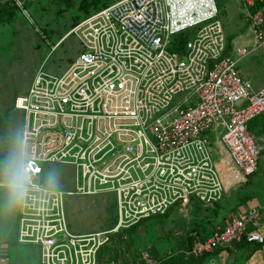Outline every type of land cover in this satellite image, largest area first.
Here are the masks:
<instances>
[{
  "label": "built area",
  "instance_id": "obj_1",
  "mask_svg": "<svg viewBox=\"0 0 264 264\" xmlns=\"http://www.w3.org/2000/svg\"><path fill=\"white\" fill-rule=\"evenodd\" d=\"M11 2L25 4L0 6ZM255 2L243 3L253 47L236 57L226 56L217 0H116L67 33L79 40L77 58L60 75L41 67L15 102L24 113L18 242L38 246L40 264H100L111 238L127 239L142 219L192 199L221 201L228 190L209 152L210 132L220 133L234 167L256 173L260 151L247 126L264 114V86L256 90L238 72L251 52L264 54V8L252 12ZM186 32L183 50L172 51L173 38ZM49 164L73 167L74 190L43 185ZM99 194L116 195V225L72 233L65 197ZM263 223L264 206L232 213L184 253L199 257L243 239L264 244ZM0 264H10L8 256ZM127 264L158 262L142 250Z\"/></svg>",
  "mask_w": 264,
  "mask_h": 264
},
{
  "label": "rangeland",
  "instance_id": "obj_2",
  "mask_svg": "<svg viewBox=\"0 0 264 264\" xmlns=\"http://www.w3.org/2000/svg\"><path fill=\"white\" fill-rule=\"evenodd\" d=\"M24 1L23 8H18L12 21L0 25V150L6 157V169L0 180L3 183H13V176H20L24 113L15 109L16 99L28 93L31 83L41 67L48 73L60 75L81 51L79 40L75 35L63 38L52 49L53 45L59 41V37H63L65 32L72 29L70 21L79 14L77 8L81 0H72L73 6L62 14H58L59 9L63 8V4L67 5L62 0ZM109 1L113 2V0ZM217 3L219 9L223 10L221 18L226 23H232L230 21L234 19L242 26L240 28L243 31L249 28V22L245 18L244 0H217ZM252 54L250 55L252 56ZM250 55L243 60H247L251 57ZM259 58L264 63V57ZM219 136L218 132H210L209 152L213 162L220 167L223 154L217 141ZM260 164L259 172L250 177L235 168L243 183H239L234 190L226 192L228 201L224 203L222 217L226 216L232 208L241 202V199H245L248 195H254V198L264 202L263 158H261ZM74 176L75 171L71 166L51 165L43 185L57 190H74ZM246 181L249 182L245 184ZM3 189L0 188V199H6L8 206L3 208L0 202V228L6 230V234H10V237L16 240L20 222L18 223L15 207L13 209L10 207L19 199L20 190L17 191L14 187ZM245 203L244 200L243 204ZM64 207L69 230L76 234L103 231V229L113 226L118 220V203L116 195L113 194L66 196ZM188 207L179 206V209L182 210L181 215L174 214L171 220L166 222V230L174 229L179 234L185 231L184 229L188 225L194 223L197 214L193 209L188 210ZM150 225H152L148 227L150 231L160 230V226L155 222L148 226ZM161 233L163 234V231H160ZM143 234L142 241L146 240L150 232L144 231ZM164 243L165 240H162L161 244ZM168 243L174 244L173 240H169ZM10 248V253L15 257L14 249ZM30 248L33 249L31 264H39V247L31 245ZM26 252L22 250L23 255Z\"/></svg>",
  "mask_w": 264,
  "mask_h": 264
},
{
  "label": "trees",
  "instance_id": "obj_3",
  "mask_svg": "<svg viewBox=\"0 0 264 264\" xmlns=\"http://www.w3.org/2000/svg\"><path fill=\"white\" fill-rule=\"evenodd\" d=\"M114 1L116 0H113V2ZM62 2H65V4L67 5L64 6L63 4V8L59 9L58 14L67 12L68 9L73 6L72 0H62ZM113 2H110L109 0H81L77 8L79 14L76 16V18H72V20L70 21L72 23V26L75 27L79 22L84 20L89 15L111 5ZM259 8H264V1L256 0L255 5L251 8V11L254 12ZM17 11L18 7L15 5V3L11 2L1 5L0 25L12 21V19L16 16ZM221 13L222 9H220V17ZM68 32H65L63 37H65ZM189 36L190 33L186 32L185 34H179L174 37L171 50H183L184 44ZM63 37L60 36L59 41ZM57 43L55 45H57ZM229 53L230 51L227 50L226 56H228ZM51 165L49 164L44 166V179L46 177L48 168ZM5 169L6 157L5 154L0 150V180ZM0 183L3 182L0 181ZM0 188L3 189L4 187L1 186ZM223 202L224 198L221 201L212 204H204L195 199H192L190 205H188L189 207H187L188 210L193 209L195 211V213L197 214V219L194 221V223L188 225L187 228L184 229L185 231L179 234L178 231L174 229L166 230V222L168 220H171L174 214L177 216L181 215L182 210L179 209V206L181 205H175L171 207L163 215H155L146 219H142L140 222L124 232V234H126L127 236V239H123L122 235L111 238L110 242L104 248H102L99 253L100 264H111L112 262H115L117 264H127L131 259L137 261L142 250H148V252H150L151 256L158 262V264H207L211 258L219 255L223 249L229 251L230 246H222L212 253H205L199 257H186L184 251L190 250L197 240H206L208 237H210L214 232L217 231V226L221 223H224V221L230 216L231 213L224 219H222V221L220 220V213L223 208ZM154 222L155 224H158L160 226V230L156 232L150 231L148 228L152 226L148 225L154 224ZM116 223L113 226L103 230L113 228ZM224 226H221V229H223ZM144 231L150 232V234L147 236L146 240L142 241ZM160 231H163V234L165 236L162 233L160 234ZM162 240H165L164 244H161ZM169 240H173L174 244H167ZM139 241L141 242L140 245ZM247 243L248 242L246 241V239H243L241 243L234 245H244Z\"/></svg>",
  "mask_w": 264,
  "mask_h": 264
},
{
  "label": "crops",
  "instance_id": "obj_4",
  "mask_svg": "<svg viewBox=\"0 0 264 264\" xmlns=\"http://www.w3.org/2000/svg\"><path fill=\"white\" fill-rule=\"evenodd\" d=\"M220 19L221 21L223 20L221 17ZM222 22L225 27V33L227 36V43H228L227 50L230 51L229 56L236 57V54H237L236 50L240 47H244V46L248 48L253 47V44H252L253 36L250 33L249 28L243 31L242 28H240L242 26L236 23L237 21H235L234 19L230 21L232 23H228V22L226 23L225 20H223ZM61 40L58 43H60ZM54 47H56V45L53 46L52 49ZM251 54L252 56L250 55L251 57H249L247 60H243L244 59L243 58L238 63V72L240 75L247 78L252 83L253 87L256 90H259L263 88L264 86V63L260 60L259 57H264V55L262 51H258V50L251 52ZM247 127H248L250 134L253 136L259 148V151H260V155L258 159V169L255 173L257 174L261 166L260 160L261 158L264 159V114L252 120L251 122H249ZM220 148H221V153L223 154V161L221 162L220 167L218 166V169L221 173L222 179L227 187V190L230 192L231 189L234 190L237 187V185L239 183H243V181L238 183L240 175L236 173L235 171L236 167H234L232 161L228 157L226 149L222 147L221 145H220ZM232 178L236 179V183L234 184L231 183ZM248 182L249 181H246L245 184H247ZM9 183H12V182L0 183V187L2 186L5 188L3 190H7L6 187L11 188L10 186L6 185ZM227 196L228 195L226 194V196L224 197L223 208H224V203L228 201ZM18 197L19 199L17 198L18 200L12 204L13 206L10 207V209H13L15 207V211L17 212V218H18V223H19L20 191H19ZM254 197H255L254 195H248L245 199L243 200L241 199L240 200L241 202L237 206H235V208H232L226 216H228L230 213L232 214V213H239L243 211H250L253 209L255 210L261 209L264 206V202L262 203L260 199H257ZM244 200L246 201L245 204H243ZM0 202L3 208L4 206H8L6 199L1 198ZM223 208L221 210V213L223 211ZM221 213H220V220L222 221V219H224L226 216L222 217ZM225 221L224 223H221L220 225H218L219 222L217 223L218 225L217 230L221 229L225 225ZM259 231L264 235V223ZM0 234H1L0 256L1 255L8 256L10 264H31L32 263L31 258L33 254V249L30 248L31 246L30 244L19 243L17 236H16V240L12 239L10 237V234L9 235L6 234V230L1 229V228H0ZM17 235H18V232H17ZM10 247L14 249L15 257L12 253H10V249H11ZM14 247L15 248L17 247V248L15 249ZM22 250H24V252L25 251L27 252L23 255ZM210 260L207 264H212V261H213V264H264V244L248 242L247 244H244V245H240V244L232 245L230 246L229 251H227L226 249H223L219 255L211 258Z\"/></svg>",
  "mask_w": 264,
  "mask_h": 264
},
{
  "label": "clouds",
  "instance_id": "obj_5",
  "mask_svg": "<svg viewBox=\"0 0 264 264\" xmlns=\"http://www.w3.org/2000/svg\"><path fill=\"white\" fill-rule=\"evenodd\" d=\"M22 180L23 178L19 175H14L13 176V187L19 191V189L21 188L22 185Z\"/></svg>",
  "mask_w": 264,
  "mask_h": 264
},
{
  "label": "bare ground",
  "instance_id": "obj_6",
  "mask_svg": "<svg viewBox=\"0 0 264 264\" xmlns=\"http://www.w3.org/2000/svg\"><path fill=\"white\" fill-rule=\"evenodd\" d=\"M198 241V240H197Z\"/></svg>",
  "mask_w": 264,
  "mask_h": 264
}]
</instances>
